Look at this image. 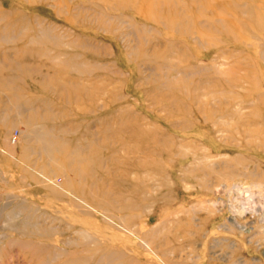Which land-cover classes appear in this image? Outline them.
Returning <instances> with one entry per match:
<instances>
[{
    "label": "rangeland",
    "instance_id": "374dc122",
    "mask_svg": "<svg viewBox=\"0 0 264 264\" xmlns=\"http://www.w3.org/2000/svg\"><path fill=\"white\" fill-rule=\"evenodd\" d=\"M0 116V264H264V0H0Z\"/></svg>",
    "mask_w": 264,
    "mask_h": 264
},
{
    "label": "crops",
    "instance_id": "0c3cea01",
    "mask_svg": "<svg viewBox=\"0 0 264 264\" xmlns=\"http://www.w3.org/2000/svg\"><path fill=\"white\" fill-rule=\"evenodd\" d=\"M3 116V115H2ZM2 116H0V117H2ZM10 117V116H9ZM8 120V122H9V120L10 121H12V119H10V118H8L7 119ZM5 121H6V118H0V126L2 127V126H4V124H6L5 123ZM11 135H12V132H11V129H9V130H6V129H0V143L1 144H4V145H9V143L7 142V141H11ZM21 137V141L23 142L22 144H23V147H22V151L20 152L21 153V156L23 157V158H26L27 159V153H28V149H27V142L25 141L27 138L25 137V134H24V132H22L21 133V135H20ZM18 138V137H17ZM14 154H17L18 155V152H17V150H16V148L14 147V149H13V156H14V158H12L11 156H7L6 154H3L1 151H0V161L2 162V166L4 167V168H9L10 169V167H11V163H13V161H11L10 159H15V155ZM10 158V159H9ZM15 160H17V159H15ZM18 162V161H17ZM20 163V162H19ZM14 164V163H13ZM21 164V166H23V167H25V169H23V171L25 172V174L24 175H28V167H27V165H25V164H22V163H20ZM2 167V168H3ZM35 180V179H34ZM2 181L4 182V184H6V182L8 183V179H7V177L5 176V175H3V178H2ZM7 185V184H6ZM12 187V186H11ZM12 188H14V187H12ZM5 197V198H9V197H12V196H14L13 194L12 195H10V194H8L7 193V191L5 192V193H3V195H2V197ZM2 211V210H1Z\"/></svg>",
    "mask_w": 264,
    "mask_h": 264
},
{
    "label": "bare ground",
    "instance_id": "6f19581e",
    "mask_svg": "<svg viewBox=\"0 0 264 264\" xmlns=\"http://www.w3.org/2000/svg\"><path fill=\"white\" fill-rule=\"evenodd\" d=\"M180 25V24H179ZM53 139V138H52ZM53 144V143H52ZM61 145V144H60ZM51 148V147H50ZM48 178V177H47ZM48 183H50L53 187H56V188H59L61 189L62 187H60V185H58L56 182H53L51 181V179H47ZM239 186V187H237ZM224 192L227 196H230V198H232L231 200H235V196L237 197V201L240 200L239 197L242 196L243 198H245L246 196V199H243V201H246V202H249L251 200V198L255 195V193L253 192V190L249 191L250 189L248 187H245V189L243 190V185H241V182L240 183H237V185H235L232 189V186H228V185H224ZM248 189V190H246ZM64 190V189H63ZM254 190H259L261 191V189L259 187H254ZM263 193V192H262ZM245 194V195H244ZM232 196V197H231ZM251 206V205H250ZM241 209H244V210H241L242 212H240L238 209L237 211L235 212L238 216L240 217H243L244 216V213L245 212H248L247 208H241ZM262 215L260 214V217ZM234 226V224H233Z\"/></svg>",
    "mask_w": 264,
    "mask_h": 264
}]
</instances>
